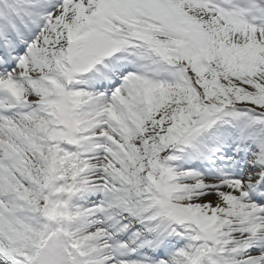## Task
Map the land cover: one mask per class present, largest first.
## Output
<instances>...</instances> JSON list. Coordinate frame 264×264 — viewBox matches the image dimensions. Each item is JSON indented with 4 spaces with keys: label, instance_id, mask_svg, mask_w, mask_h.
I'll use <instances>...</instances> for the list:
<instances>
[{
    "label": "snow or ice",
    "instance_id": "6c2138e0",
    "mask_svg": "<svg viewBox=\"0 0 264 264\" xmlns=\"http://www.w3.org/2000/svg\"><path fill=\"white\" fill-rule=\"evenodd\" d=\"M0 264H264V0H0Z\"/></svg>",
    "mask_w": 264,
    "mask_h": 264
},
{
    "label": "bare ground",
    "instance_id": "6f19581e",
    "mask_svg": "<svg viewBox=\"0 0 264 264\" xmlns=\"http://www.w3.org/2000/svg\"><path fill=\"white\" fill-rule=\"evenodd\" d=\"M207 199L215 201V197L214 196L208 197Z\"/></svg>",
    "mask_w": 264,
    "mask_h": 264
},
{
    "label": "rangeland",
    "instance_id": "374dc122",
    "mask_svg": "<svg viewBox=\"0 0 264 264\" xmlns=\"http://www.w3.org/2000/svg\"><path fill=\"white\" fill-rule=\"evenodd\" d=\"M226 190V189H225Z\"/></svg>",
    "mask_w": 264,
    "mask_h": 264
}]
</instances>
